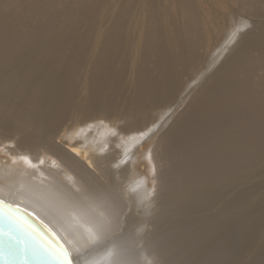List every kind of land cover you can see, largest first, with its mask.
I'll return each mask as SVG.
<instances>
[{
	"label": "bare ground",
	"instance_id": "6f19581e",
	"mask_svg": "<svg viewBox=\"0 0 264 264\" xmlns=\"http://www.w3.org/2000/svg\"><path fill=\"white\" fill-rule=\"evenodd\" d=\"M262 162L264 0H0V198L77 264H264Z\"/></svg>",
	"mask_w": 264,
	"mask_h": 264
},
{
	"label": "water",
	"instance_id": "95a60500",
	"mask_svg": "<svg viewBox=\"0 0 264 264\" xmlns=\"http://www.w3.org/2000/svg\"><path fill=\"white\" fill-rule=\"evenodd\" d=\"M0 264H54L53 250L72 252L54 229L32 210L0 198Z\"/></svg>",
	"mask_w": 264,
	"mask_h": 264
},
{
	"label": "rangeland",
	"instance_id": "374dc122",
	"mask_svg": "<svg viewBox=\"0 0 264 264\" xmlns=\"http://www.w3.org/2000/svg\"><path fill=\"white\" fill-rule=\"evenodd\" d=\"M257 169V168H256ZM256 169L254 170V194L251 196L249 204L251 206L255 205L258 201H260L262 199V197H264V162H262V165H260V167L257 169L258 171H256ZM261 169V170H260ZM257 172V173H256ZM252 192V193H253ZM263 194V195H262ZM254 200H253V199ZM259 199V200H258ZM252 200V202H251ZM258 200V201H257ZM253 203V204H252ZM248 204V202H244L242 203V207H240V209H242V215L244 213H246L247 211H251L250 210H244L246 205ZM245 207V208H244ZM244 208V209H243ZM253 210V209H252ZM224 216V215H223ZM226 216V215H225ZM228 216V215H227ZM222 216H220L219 218H221ZM260 233H262V230L260 231ZM264 233V232H263ZM248 240V236H245L244 238L241 239V242L245 243Z\"/></svg>",
	"mask_w": 264,
	"mask_h": 264
},
{
	"label": "snow or ice",
	"instance_id": "6c2138e0",
	"mask_svg": "<svg viewBox=\"0 0 264 264\" xmlns=\"http://www.w3.org/2000/svg\"><path fill=\"white\" fill-rule=\"evenodd\" d=\"M92 195L96 199H100L98 194L94 191L92 192ZM2 204V202H0ZM53 258H54V264H72V259L70 258L68 252L64 249H60V251H57L56 249L52 252ZM0 261L3 262L2 258H0Z\"/></svg>",
	"mask_w": 264,
	"mask_h": 264
}]
</instances>
